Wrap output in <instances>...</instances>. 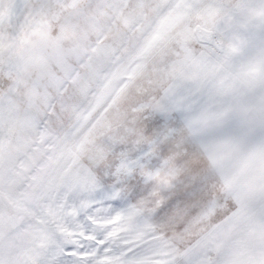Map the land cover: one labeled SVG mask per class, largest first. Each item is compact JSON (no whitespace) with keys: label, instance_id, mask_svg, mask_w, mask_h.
I'll list each match as a JSON object with an SVG mask.
<instances>
[{"label":"snow or ice","instance_id":"obj_1","mask_svg":"<svg viewBox=\"0 0 264 264\" xmlns=\"http://www.w3.org/2000/svg\"><path fill=\"white\" fill-rule=\"evenodd\" d=\"M0 264H264V0H0Z\"/></svg>","mask_w":264,"mask_h":264}]
</instances>
